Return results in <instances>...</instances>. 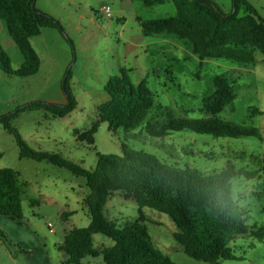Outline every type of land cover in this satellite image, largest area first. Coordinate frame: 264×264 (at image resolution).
I'll return each instance as SVG.
<instances>
[{
  "label": "rangeland",
  "instance_id": "rangeland-1",
  "mask_svg": "<svg viewBox=\"0 0 264 264\" xmlns=\"http://www.w3.org/2000/svg\"><path fill=\"white\" fill-rule=\"evenodd\" d=\"M130 1L33 0L34 7L55 20L62 31L57 27L42 28L39 35L29 39L40 60L34 75L22 78L8 74L0 55V116L34 102L64 104L61 83L66 79V88L76 103L68 115L57 118L43 108L30 107L17 112L9 121L34 151L58 153L86 170L95 166L96 153L120 155L121 145L152 154L163 163L179 168L188 166L202 173L218 172L227 160L235 168L254 169V165L235 158V154L264 157V56L256 52L254 63L248 65L225 59H204L199 64L198 58L176 38L168 36L172 39L168 44L158 42L161 36L142 35L136 18L172 16L175 9L171 2L145 8L137 0ZM208 1L224 14L232 11V0ZM245 1L264 18V0ZM104 5L110 8L111 18L101 13ZM237 14H245L243 6H239ZM0 49L10 68L18 69L23 57L1 19ZM120 69L130 71L128 76L134 86L144 80L156 104L188 118L203 117L199 107L201 98L209 92V78L223 76L232 83L235 98L218 117L256 128L260 138H213L180 131L156 139L144 132L138 134L139 128L112 133L102 122L93 135L92 146L78 141L76 134L95 121L97 106L108 99L104 86L109 77L118 76ZM203 153H210V158L203 157ZM0 168L14 172L23 214V230H17L12 224L16 222L0 215V231L11 242L9 247L0 242V264H62L66 255L56 246L64 233L89 224L83 203L88 193L84 178L46 161L20 158L13 135L1 123ZM263 182L262 177L230 181V195L245 211L248 226L264 225ZM62 212L70 215L62 219ZM141 214L152 244L174 264H204L178 249L172 236L175 227L165 214L149 208H142ZM103 215L122 230L137 220L139 211L134 201L114 193L107 200ZM93 236L94 248L112 244L100 234ZM230 247L238 259L220 260L219 264H264V241L238 237ZM82 263L103 261L87 257Z\"/></svg>",
  "mask_w": 264,
  "mask_h": 264
},
{
  "label": "trees",
  "instance_id": "trees-1",
  "mask_svg": "<svg viewBox=\"0 0 264 264\" xmlns=\"http://www.w3.org/2000/svg\"><path fill=\"white\" fill-rule=\"evenodd\" d=\"M137 1L145 8L172 3L175 9L172 16L146 20L136 18L142 35L176 38L198 58L199 64L204 59H225L248 65L254 63L256 52L264 56V18L245 0H232V11L227 14L208 0ZM240 5L245 10L242 16L237 14ZM0 19L23 57L20 67L12 70L6 54L0 49L8 74L22 78L34 75L40 60L29 39L39 35L42 28L57 27L62 31L61 27L49 15L36 9L33 0H0ZM129 72L120 69L118 76L109 77L104 86L108 99L97 106L95 121L76 134L78 141L92 146L93 135L102 122L112 133L119 129L128 132L139 128L138 134L144 132L156 139L180 131L213 138H260L256 128L218 117L235 98L232 83L225 77L214 75L209 78V92L201 98L199 107L203 117L188 118L175 115L168 106L156 104L145 81L134 86ZM61 89L65 96L64 104L34 102L0 116V123L13 135L20 158L46 161L85 180L88 193L83 203L89 224L65 232L58 246V250L66 255L62 264H82L84 258L98 256H101L103 264H174L168 255L152 244L141 214L142 208L165 214L175 227L172 236L178 249L204 264L238 259L230 247L238 237L264 241V225H246L245 211L230 195L233 178H264V157L235 154V158L246 160L255 168H235L227 160L218 172L202 173L188 166L179 168L163 163L152 154L121 145L120 155L96 153L95 166L86 170L58 153L30 149L9 124L17 112L30 107L43 108L57 118L68 115L76 103L66 88V79L61 83ZM254 113L260 112L254 110ZM202 156L210 158V153ZM114 193L138 206L139 217L122 230L103 215V208ZM21 198L14 172L0 168V215L20 222L23 219ZM69 215L70 212H62L61 218ZM96 234L110 239L112 246L101 251L94 248L92 236ZM0 242L5 247L11 245L1 231Z\"/></svg>",
  "mask_w": 264,
  "mask_h": 264
},
{
  "label": "crops",
  "instance_id": "crops-1",
  "mask_svg": "<svg viewBox=\"0 0 264 264\" xmlns=\"http://www.w3.org/2000/svg\"><path fill=\"white\" fill-rule=\"evenodd\" d=\"M128 1H130V0H128ZM131 2V1H130ZM155 37V36H154ZM162 37V40L161 41H158V42H166V43H168V44H170V42L172 41V39L171 38H168V37H164V36H161ZM157 42V41H156ZM8 218V217H7ZM10 219V218H9ZM11 220V219H10ZM12 221H14V220H12ZM22 221V220H21ZM21 221L20 222H18V221H14V222H16V223H12L13 224V226L17 229V230H23V227H22V225H20L21 224ZM15 229V230H16ZM16 230V231H17ZM65 234V233H64ZM64 237V236H63ZM94 236H92V238H93ZM243 238V237H242ZM62 242V241H61ZM61 242H59L58 244H57V246H56V248H57V250H58V246L61 244ZM113 244V243H112ZM112 244H111V246H112ZM111 246H109V247H106V248H104V247H100V248H96V249H98V250H104V249H107V248H110ZM59 251V250H58ZM59 252H61V251H59ZM96 258H101V256H98V257H96ZM102 259V258H101ZM83 260H85V258L83 259ZM82 260V261H83ZM65 260H63V262H64ZM62 262V263H63ZM89 262V261H88ZM82 264H84V263H82Z\"/></svg>",
  "mask_w": 264,
  "mask_h": 264
},
{
  "label": "built area",
  "instance_id": "built-area-1",
  "mask_svg": "<svg viewBox=\"0 0 264 264\" xmlns=\"http://www.w3.org/2000/svg\"><path fill=\"white\" fill-rule=\"evenodd\" d=\"M101 13H103L107 18H111V11L110 8L106 5L100 8Z\"/></svg>",
  "mask_w": 264,
  "mask_h": 264
}]
</instances>
